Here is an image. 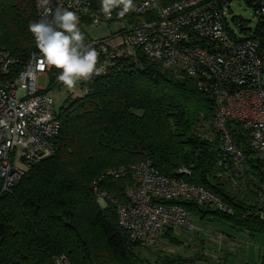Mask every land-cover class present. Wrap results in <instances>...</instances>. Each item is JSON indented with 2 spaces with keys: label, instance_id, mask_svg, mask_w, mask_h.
<instances>
[{
  "label": "trees",
  "instance_id": "1",
  "mask_svg": "<svg viewBox=\"0 0 264 264\" xmlns=\"http://www.w3.org/2000/svg\"><path fill=\"white\" fill-rule=\"evenodd\" d=\"M89 1L94 10L114 13V18L101 23L134 14L141 0ZM245 1L257 12L254 0ZM35 17L33 0H0V44L11 58L10 73L15 74L32 52H45L36 43ZM240 21V31L251 34L264 51V15H258L253 29ZM83 22L91 24L88 18ZM121 32L120 27L110 35ZM55 60L51 71L58 75L67 62L59 65ZM61 84L52 75L48 87ZM80 89L82 95L68 96L59 109L55 153L30 164L15 186L0 191V264H54L53 257L61 254L72 264H144L140 250L152 247L132 243L118 224L115 206L101 207L90 188L102 169L142 159L170 177L180 167L188 168L191 174L185 179L209 189L228 211L210 202L181 198L164 202L183 206L200 221L220 222L230 230L264 237V200L258 198L264 192V161L250 156L246 142L236 137L247 155L245 172L257 180L255 201L230 190L222 173L232 165L216 164L222 153L212 127L213 99L190 77L175 76L139 51L135 60L116 58L114 67L82 81ZM129 183L128 176L101 181L118 199ZM161 237L181 244L169 228ZM258 261L264 264V248ZM192 262L179 254L160 259L161 264Z\"/></svg>",
  "mask_w": 264,
  "mask_h": 264
},
{
  "label": "built area",
  "instance_id": "2",
  "mask_svg": "<svg viewBox=\"0 0 264 264\" xmlns=\"http://www.w3.org/2000/svg\"><path fill=\"white\" fill-rule=\"evenodd\" d=\"M35 38L40 46H59L85 18L98 24L114 13L92 9L89 0H33ZM230 0H141L132 15L119 19L123 32L106 37L84 38L76 53L56 75L57 82L80 83L101 76L115 66L119 57L147 59L169 68L177 77H190L197 89L213 99L212 127L222 157L218 166L246 167V142L250 156L264 161V51L251 34L237 36L230 28L226 10ZM258 15H264V0H254ZM256 12V13H257ZM142 15L147 16L141 18ZM117 19L121 17L116 15ZM240 30L241 22L235 20ZM54 58L32 52L21 68L10 73L11 58L0 44V191L16 185L27 167L55 153L61 128L59 111L47 90L48 72ZM46 76L38 86L39 76ZM14 154L17 160L14 161ZM226 171V170H225ZM191 170L180 167L170 177L148 159L102 169L90 182L97 203L115 206L118 224L137 247H153L166 228L192 232L195 224L183 206L164 202L187 199L210 202L227 210L209 189L185 179ZM128 176L123 198L111 195L101 185L105 178ZM264 200V192L258 195ZM54 264H72L65 255L53 257Z\"/></svg>",
  "mask_w": 264,
  "mask_h": 264
},
{
  "label": "rangeland",
  "instance_id": "3",
  "mask_svg": "<svg viewBox=\"0 0 264 264\" xmlns=\"http://www.w3.org/2000/svg\"><path fill=\"white\" fill-rule=\"evenodd\" d=\"M226 17L230 28L240 36L242 32L237 28L235 20H242L246 27L254 28L258 12H255L253 6L248 5L245 0H230L228 3V9L226 10ZM241 22V21H240ZM125 22L122 20L101 22L99 24H78L77 30L73 31L69 35V40L61 43L57 47L47 46L46 54L55 58L56 63L64 65L68 59L76 53L80 42L84 38H99L109 36L112 32L119 30L120 27L125 26ZM54 72H48L47 85L49 86L50 78ZM46 83V76L41 75L37 80L38 86H44ZM262 84L264 86V65L262 71ZM53 99V109L58 112L61 105L64 104V100L68 97L80 96L83 91L79 85L74 83L64 82L61 85H55L47 87L45 90ZM213 113V111H212ZM207 125V124H206ZM205 125V129H207ZM17 160V154H14V161ZM231 191L249 198L251 201H255V193L253 192L256 187L254 183L256 178L249 173L245 172V168L234 169L230 167L228 170L222 173ZM264 187V185H262ZM259 198V197H258ZM190 218L195 224V229L192 232H184L175 228L174 235L181 241V244H173L168 240L161 237L155 246L151 249H141V257L143 256L144 264H161L160 259L166 255H181L182 257L192 258V263L187 264H223L225 260L224 255L226 250L230 247L229 243L232 241L230 230L227 227H223L220 222L200 221L193 213H190ZM240 235H247L246 233L239 232ZM237 237L238 240H243V237ZM235 237V236H234ZM256 244L263 242L264 237L261 234H256L253 242ZM252 242V243H253ZM240 243V242H239ZM255 245V244H254ZM257 246V245H255ZM242 246H238L240 249ZM247 248L248 242L245 244Z\"/></svg>",
  "mask_w": 264,
  "mask_h": 264
},
{
  "label": "crops",
  "instance_id": "4",
  "mask_svg": "<svg viewBox=\"0 0 264 264\" xmlns=\"http://www.w3.org/2000/svg\"><path fill=\"white\" fill-rule=\"evenodd\" d=\"M230 235L232 236V241L229 243L230 247L226 250V254L224 255L225 261L223 260V264H259L258 258L260 252L264 248V241L258 244H256L255 241L253 242L256 234L253 236L240 235L243 237V240H238L237 237L239 236V232L234 230H230ZM247 242L249 244L248 251L245 247ZM238 246L242 247L239 249Z\"/></svg>",
  "mask_w": 264,
  "mask_h": 264
}]
</instances>
